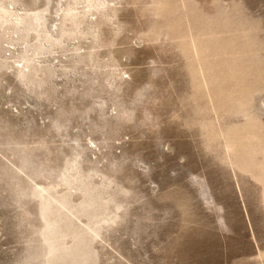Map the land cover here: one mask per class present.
I'll return each mask as SVG.
<instances>
[{"label":"rangeland","instance_id":"374dc122","mask_svg":"<svg viewBox=\"0 0 264 264\" xmlns=\"http://www.w3.org/2000/svg\"><path fill=\"white\" fill-rule=\"evenodd\" d=\"M0 264H264V0H0Z\"/></svg>","mask_w":264,"mask_h":264}]
</instances>
